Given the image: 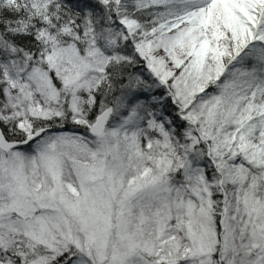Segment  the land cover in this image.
Wrapping results in <instances>:
<instances>
[{
	"label": "snow or ice",
	"instance_id": "snow-or-ice-1",
	"mask_svg": "<svg viewBox=\"0 0 264 264\" xmlns=\"http://www.w3.org/2000/svg\"><path fill=\"white\" fill-rule=\"evenodd\" d=\"M0 264H264V0H0Z\"/></svg>",
	"mask_w": 264,
	"mask_h": 264
}]
</instances>
